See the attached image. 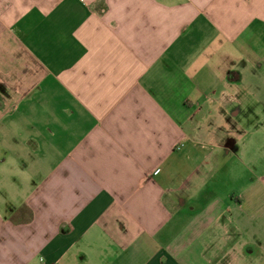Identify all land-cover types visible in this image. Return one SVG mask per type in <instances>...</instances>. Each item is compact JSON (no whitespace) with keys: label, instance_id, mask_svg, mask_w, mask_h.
Listing matches in <instances>:
<instances>
[{"label":"crops","instance_id":"1","mask_svg":"<svg viewBox=\"0 0 264 264\" xmlns=\"http://www.w3.org/2000/svg\"><path fill=\"white\" fill-rule=\"evenodd\" d=\"M262 63L264 0H0V264H264V138L203 115Z\"/></svg>","mask_w":264,"mask_h":264},{"label":"rangeland","instance_id":"2","mask_svg":"<svg viewBox=\"0 0 264 264\" xmlns=\"http://www.w3.org/2000/svg\"><path fill=\"white\" fill-rule=\"evenodd\" d=\"M262 71H264V66ZM252 84L259 87L260 90L242 88L237 96L240 98V103L234 102L230 104L227 102L226 97L221 102L223 95L219 90L215 93V98L219 104H210L208 107L203 108V115H205L206 111L209 112L208 123L214 128L213 131L219 128V134H222L223 131L224 133H229L230 136H227L225 141L234 143L237 148L242 150V154L240 153L233 160L236 161L235 166H237L238 162H241V165L248 164L249 155L246 151L250 148V143L255 146L254 144L257 140L260 141L264 138V82L259 79H252ZM209 93L211 94V92ZM255 93L257 97L254 96ZM224 100H226L225 106H223ZM236 111H238L237 115H235ZM221 113L227 115V117H222ZM255 137H257V140H255ZM257 158H261V156L257 155ZM262 164H264V160L257 162L259 170H261Z\"/></svg>","mask_w":264,"mask_h":264}]
</instances>
